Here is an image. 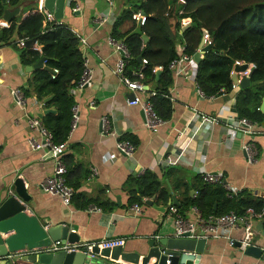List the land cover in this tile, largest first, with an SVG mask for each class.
I'll return each mask as SVG.
<instances>
[{"label": "crops", "instance_id": "crops-1", "mask_svg": "<svg viewBox=\"0 0 264 264\" xmlns=\"http://www.w3.org/2000/svg\"><path fill=\"white\" fill-rule=\"evenodd\" d=\"M40 3V0H23L17 6L8 5L0 18V28H9L12 22L20 25L32 13L30 8ZM138 4V0H113V4L108 0H67L65 16L61 19L73 32L87 39V44L80 48L92 69L90 85L80 90L76 82L70 88L80 108V120L74 130L71 126L66 129L64 139L67 148L63 158L69 169L66 178L75 189L69 206L63 204L60 196L41 189L43 180L53 174L55 161L47 151L32 150L28 144L29 138L40 139L30 118L42 117L45 124L49 119L55 122L62 115L54 94L41 96L37 91L39 70L48 67L44 64L34 68L42 56L33 61L30 48L19 46L18 31L6 38L0 32V195L20 177L33 196L32 213L53 224H68L81 242L123 238L128 252H136L142 242L154 235L175 234V218L167 210L173 203V195L180 212L192 217V202L205 183L199 170L222 171L229 184L242 189L240 196L250 194L264 198V121L262 124L256 121L261 132L254 136L231 130L233 137L226 143H223L222 123L214 124L207 131V126L194 117V112L229 119L241 116L237 108L239 92L219 95L214 100L201 98L196 91L198 63L194 56L172 69L173 82L163 92L158 80L162 70L158 71L157 79H148L146 83L149 91L159 92L156 97L169 102V109L159 105L161 113L170 114L157 132L146 128L141 106L129 102L133 101L134 94L115 74L120 54L110 44L109 37L126 40L135 29L141 30V25L132 18L121 19L125 10ZM76 7L79 8L74 10ZM16 9L19 11L10 21L5 19L6 10ZM179 29L172 23L180 57L183 50ZM139 64L131 61L129 69L136 71ZM14 88L23 89L28 102L26 111L16 104L11 93ZM263 101L264 97L259 110ZM105 115L112 119L115 136L103 134ZM63 119L66 128V115ZM120 138L130 139L136 145L133 156L117 151L116 141ZM250 140L259 149L258 160L253 164L248 162L243 149L244 143ZM149 174L156 177L167 199L161 198L160 191L153 197H142L141 180ZM153 199L152 204L147 203ZM208 203L214 210L223 209V199L219 196L209 195ZM135 204L141 206V214H134L131 207ZM94 205L102 211L90 212L88 208ZM254 225L258 232L254 242L264 249V219L256 220ZM244 233L240 228L230 236L241 239ZM237 262L264 264V255L260 258L246 255L238 246H232L228 238L221 237L209 239L200 260V264Z\"/></svg>", "mask_w": 264, "mask_h": 264}, {"label": "trees", "instance_id": "trees-1", "mask_svg": "<svg viewBox=\"0 0 264 264\" xmlns=\"http://www.w3.org/2000/svg\"><path fill=\"white\" fill-rule=\"evenodd\" d=\"M138 1L137 6L125 10L121 17V19L132 18L133 13L138 10L146 13V20L141 25V30L135 29L124 40L131 52L127 65L129 76L133 77V71L129 69L131 61L135 65L139 64L137 59L139 57L148 59V64L144 68L145 83L148 79H157L158 72L154 73L153 68L162 65L164 68L158 80L162 84L163 92L173 82L172 69L169 65L179 58L178 38L171 30L172 23L181 30L183 52L191 56L198 52L205 28L213 38V45L205 51L203 59L197 65L196 81L206 94H218L222 88L231 89L230 71L236 60L255 62L257 68L251 80L260 84L258 87L241 88L237 95V108L241 117H248L262 124L264 114L259 110V106L264 97V84L261 85L264 83V0H187L184 3L180 0ZM22 2L23 0H9L7 4H3L0 0V18L8 5L17 6ZM33 8L34 6L30 9ZM184 17L192 19V23L186 28L181 25ZM43 28V15L31 13L20 25L12 22L9 28H0V32H3L6 38L18 31L21 38L38 40L42 46V54L31 48L28 50L33 61L40 56L45 57L49 68L39 70L41 76H37V91L41 96L54 94V101L59 103L62 114L53 123L50 122L51 119L45 121V126L53 132L56 142H65L66 129L71 126V108L75 104L70 88L78 82L85 59L81 52L79 37L66 24L45 32ZM143 33L149 37L147 42L142 38ZM139 66L141 67L142 64ZM55 68L59 70L56 74ZM156 95L152 97L155 109L160 116L168 119L170 112L161 113L159 105L169 109V102ZM63 114L66 115V128L65 121L62 120ZM155 178L149 174L141 180L142 197H153L160 191L161 198L167 199L166 191L159 189V182ZM209 195L223 199L221 211L214 210L209 205ZM240 195L229 198L224 187L205 182L200 189V194L192 202V206L198 207L203 215L207 216L213 213L221 215L232 209L238 212H243L248 207L260 209L264 203L262 197L250 194ZM15 264L41 263L19 259Z\"/></svg>", "mask_w": 264, "mask_h": 264}, {"label": "built area", "instance_id": "built-area-1", "mask_svg": "<svg viewBox=\"0 0 264 264\" xmlns=\"http://www.w3.org/2000/svg\"><path fill=\"white\" fill-rule=\"evenodd\" d=\"M110 4H113V0H108ZM182 3L186 2L184 0H180ZM40 5L32 9V13H40L43 15V32L48 31L56 26L65 25L62 19L56 18L55 14L50 12L44 5L43 0H40ZM79 7L74 8L77 10ZM182 12V11H181ZM146 14H143L142 10H138L133 13L132 19L138 24L142 25L145 22ZM192 23V19L190 17H184L181 20L182 26H188ZM73 31V30H72ZM75 33V32H74ZM80 39V46H85L87 44V39L85 37L79 36L75 33ZM27 38H21L18 40L19 46L21 48H25L28 45ZM110 44L114 47V49L119 52L120 57L116 63L115 74L119 77L121 83L126 85L134 94L133 101L129 100V102H134L139 104L144 112L145 116V126L147 129L153 132H157L166 122L167 119L160 116L156 109L155 105L152 101V97L157 94L156 91H149L145 79L144 68L148 64V59L142 58V66L133 71V77L127 74V65L131 58V52L126 45L124 40H116L114 37H109ZM203 44L200 45L198 52L201 53V56L204 55L205 51L203 48L205 46L213 45V38L210 32L207 29H203ZM145 45V44H144ZM35 51H38L42 54L43 49L42 46L38 43V40L34 41V44L29 47ZM181 49L184 50V46H181ZM193 59V56L188 55L183 52V54L173 60L169 67L171 69L176 68L178 64L183 62H188ZM248 64V67L244 71H237L236 66ZM44 64H46V59L44 60ZM163 66H156L153 68V72L156 73L160 70H163ZM257 68V64L255 62H246L244 60H236L231 71L230 77L232 80V87L230 90H226L222 88L218 94L208 95L201 88V86L196 81V91L197 94L205 99V100H214L219 95H226L228 93H236L239 92L240 80L244 77L251 78L252 72ZM55 74L59 72L57 68L54 69ZM54 74V76H55ZM237 77V81L233 80V77ZM92 83V69L89 66L88 60H84V68L82 74L76 83L77 89H84L88 85ZM16 104L24 111L27 109V97L21 88H14L11 91ZM143 94H146L147 97H143ZM39 102H37L38 104ZM44 105V103H42ZM95 101L91 102V105H94ZM41 105V104H40ZM72 118H71V129L74 130L80 120V108L78 104H74L72 106ZM194 117L202 120L203 124L207 127L205 129H210L214 124L222 123L224 126V136L223 143H226L233 137V132H240L244 136H254L261 131L258 130V123L254 120H251L248 117L237 116L232 119L230 117H224L222 115L211 116L207 115L203 112H194ZM30 124L32 128L37 130L40 135V139L37 138H29L28 144L32 150H44L52 153V158L55 161V169L52 175L46 177L41 183V189L49 192L54 195H58L61 197L63 204L66 206L71 205L72 199L75 193L73 187H71L67 183V173L68 166L63 158L64 152L67 148V142L58 143L54 140L53 132L48 129L42 117L34 116L30 118ZM232 130V131H231ZM102 131L104 135H113L115 136V132L112 126V119L110 116L105 115L102 118ZM193 132V131H192ZM116 149L121 154L131 157L134 155L136 150V145L127 138H120L116 141ZM243 149L246 153V158L249 163L253 164L257 162L259 149L254 141H247L243 145ZM96 172V170L94 169ZM199 175H201L202 179L211 185H220L224 187L226 190V194L229 198H236L242 193L241 188L233 187L226 180L225 174L222 171L211 172L208 170H199ZM134 211V214H141L142 209L139 204H135L131 207ZM90 212H100L102 209L96 205L90 206L88 208ZM168 214L174 216L175 218V235L177 237L189 233L192 238H200V232L204 231L206 237L211 238H228L230 240V244L232 246H236L238 242L240 245L238 248L242 251L247 249L251 245H255L254 237L258 234L255 228L256 220L264 219V203L260 209H256L255 207H248L243 212H238L237 210H230L221 215L209 214L207 216L203 215L202 211L193 206L191 208L192 217H185L179 210V207L173 203L168 206ZM244 229V236L241 239H235L230 236V233L237 229ZM74 231V230H73ZM75 232V231H74ZM225 232V233H224ZM125 239L123 238H115V239H103L100 241L94 242H81L75 241L71 242L68 240H56L51 242L49 245L39 248H26L20 251L12 252L8 254V258L11 259L12 263L19 259H27L28 255L37 254L39 255L42 252L45 253H58L61 251L72 252V251H82L86 253L90 257L99 256V253H96V248H99V252H101L105 248H114L117 246H124ZM236 264H245L243 262H237Z\"/></svg>", "mask_w": 264, "mask_h": 264}, {"label": "water", "instance_id": "water-1", "mask_svg": "<svg viewBox=\"0 0 264 264\" xmlns=\"http://www.w3.org/2000/svg\"><path fill=\"white\" fill-rule=\"evenodd\" d=\"M172 1V0H171ZM187 1V0H184ZM7 4L8 0H2ZM67 0H44L45 7L55 14L56 18L61 19L65 16ZM19 11L6 10L5 19L11 20L12 16ZM143 14H146L143 11ZM189 26V25H188ZM185 26L184 28L188 27ZM1 37V34H0ZM145 42L148 41L146 34L143 35ZM35 39L28 41V47L34 44ZM201 42L200 45H202ZM211 46H205L204 51H208ZM45 57H42L34 68L44 66ZM138 60L142 62V57ZM194 60L201 61V53L194 55ZM248 64L237 65V71H244ZM49 69V68H48ZM254 71L251 74L253 76ZM251 78L244 77L240 80L241 88L249 86L256 87L260 82H252ZM237 81V77H233ZM261 110L264 112V101ZM53 110H47L50 112ZM52 157V153L48 152ZM33 196L26 188L25 181L17 177L9 186L7 191L0 195V264H13L8 254L20 251L26 248H39L49 245L56 240H68L71 242L80 241L77 232H72L68 224H53L45 219L40 218L34 212L32 205ZM153 200H148L152 204ZM173 204L177 205V198L173 195ZM200 238L189 237L186 233L179 237L175 234L159 235L142 242L136 252H128L124 246L114 248H105L95 252L99 256L90 257L82 251L58 253H45L39 255H28L27 260L41 264H200L202 254L205 251L206 244L211 237H206L205 232H200ZM240 244L237 242L236 246ZM246 255L260 258L264 255V249L258 245H251L244 250Z\"/></svg>", "mask_w": 264, "mask_h": 264}]
</instances>
